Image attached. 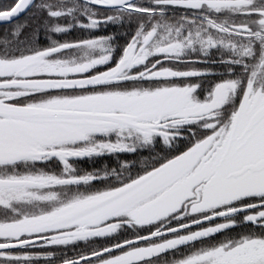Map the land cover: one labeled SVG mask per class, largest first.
Returning a JSON list of instances; mask_svg holds the SVG:
<instances>
[{"label": "snow or ice", "instance_id": "obj_1", "mask_svg": "<svg viewBox=\"0 0 264 264\" xmlns=\"http://www.w3.org/2000/svg\"><path fill=\"white\" fill-rule=\"evenodd\" d=\"M0 264H264V0H0Z\"/></svg>", "mask_w": 264, "mask_h": 264}]
</instances>
